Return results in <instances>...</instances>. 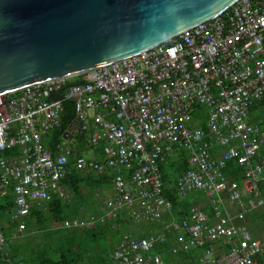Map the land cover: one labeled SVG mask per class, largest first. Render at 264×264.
<instances>
[{"label":"built area","instance_id":"1","mask_svg":"<svg viewBox=\"0 0 264 264\" xmlns=\"http://www.w3.org/2000/svg\"><path fill=\"white\" fill-rule=\"evenodd\" d=\"M80 75L64 91L66 80L47 81L0 96V151L21 149L0 157V194L13 190L17 231L35 204L66 198L70 152L54 156L44 138L70 100L82 130L92 120L99 132L91 144L105 142L103 160L76 155L74 168L112 173L114 191L104 212L62 227L89 229L124 212L135 225L104 264H166L165 253L193 250H202L199 264H264V241L244 222L264 211V126L250 113L264 99V0H238L169 41ZM181 149L187 168L174 193L191 205L180 215L164 194L163 166Z\"/></svg>","mask_w":264,"mask_h":264},{"label":"water","instance_id":"2","mask_svg":"<svg viewBox=\"0 0 264 264\" xmlns=\"http://www.w3.org/2000/svg\"><path fill=\"white\" fill-rule=\"evenodd\" d=\"M237 1L0 0V96L61 85L169 41Z\"/></svg>","mask_w":264,"mask_h":264},{"label":"trees","instance_id":"3","mask_svg":"<svg viewBox=\"0 0 264 264\" xmlns=\"http://www.w3.org/2000/svg\"><path fill=\"white\" fill-rule=\"evenodd\" d=\"M82 81V75H77L73 82L67 79L63 86V91L74 83H81ZM250 113L251 121L264 126V99L254 103L250 108ZM74 120V103L67 100L64 102L61 114V125L44 138L45 144L46 141H49L46 146L52 151L54 156L61 152L65 136L72 127ZM16 129L17 125L13 126L12 131L14 132ZM77 138L80 140V144L84 143L87 139L86 131L78 134ZM98 148L103 152L102 145H99ZM20 152V147L16 146L11 150L2 151V155L17 156ZM74 153L69 157V173L63 183H72L76 194L84 196L89 204V199L95 196L96 190L102 189L107 182L113 184V175L104 177L90 172L82 176L74 168L75 157L76 155H83L82 150ZM180 156L182 164H177L178 168L176 170L179 174H182L187 168L186 152L181 151ZM170 164L163 166L166 181L164 194L172 200L175 210L182 214L185 209L189 208V203L183 202L180 204L174 190L169 189L167 180L170 179V174L168 169L172 165H176L175 163ZM14 199L15 196L12 189H9L5 195L0 194V225L5 236V241L0 243V264H79L82 261V257L90 250L93 251V256L98 254L96 264H103L108 260V252L120 240L122 233L135 231V225L131 222V215L127 212L121 213L115 219H108L105 223H97L89 229L75 228L65 230L60 227L55 228V226H62L65 219L83 214L76 206H73V210L70 211V204L65 205L63 199L55 198L48 202L49 215L43 208L35 204L29 216L25 218L26 228L19 232L17 231L18 223L12 219L15 209ZM95 209L94 212L97 215L103 212L100 209ZM206 210L208 212L211 211L207 207ZM260 215L264 218V212ZM259 235L261 234L259 233ZM14 241H16L15 244ZM104 249L105 252L103 251ZM181 255L185 256V253Z\"/></svg>","mask_w":264,"mask_h":264},{"label":"crops","instance_id":"4","mask_svg":"<svg viewBox=\"0 0 264 264\" xmlns=\"http://www.w3.org/2000/svg\"><path fill=\"white\" fill-rule=\"evenodd\" d=\"M88 124L90 125L89 127V131L86 132V136L87 139L84 141V143L82 142L80 144V140L77 138V135L82 133V124H80L78 122V120H74L72 127L70 128V130L68 131V134L65 136L64 142L61 146V151L63 152H70V155H72L75 151L77 152L78 150H82V154H88L91 158L97 159V160H103L104 159V153L102 152V150H99L98 146L102 145L103 148V144L105 143L104 141H99L97 144H91L90 139L92 137L93 134L95 133H99L98 130H96V128L94 127L92 120H89ZM49 141H46V144H48ZM98 148V149H97ZM181 151H185L183 149L178 150L175 154H178V161L174 162L175 159V154H172L170 156V160L169 162L166 164V166H168V164L175 163L176 165H172V167H170L168 169V173L170 174V179L167 180L168 182V186L169 189H173V183H174V178L177 175H180L179 172L176 170V168H178L177 164H182L181 161V156H180V152ZM186 152V159L188 156V152ZM75 154V153H74ZM5 155H2V151H0V157H3ZM170 164V165H171ZM172 173V175H171ZM82 175V174H81ZM112 175V173L108 172L104 177H108ZM85 176V175H82ZM63 188L66 192V198L68 197V193L69 191L72 192L71 197L68 198V200L63 199L65 205H69L70 204V211L73 210V206H76V208L80 209L81 212L83 213L82 215H78V216H74V217H84L90 213H95L94 210H96L95 208L100 209V211L102 210L103 212L106 210V198L109 197L113 191H114V184H109L108 182L106 183V185L99 190L95 191V196L92 197L91 199H89V204L87 203L88 201H86V198L84 196H78L76 194V191L73 189V185L72 183H63ZM205 200V199H204ZM204 200H200V202L198 203L199 206L201 207H207L209 208L210 206H208V203H205ZM76 204V205H75ZM104 205V206H102ZM190 203H189V207H190ZM41 208H43V210L45 212L48 213V215L50 214V210L48 207V203H44L43 205L40 206ZM45 209H48L47 211ZM86 210V211H85ZM230 210L232 211V213L234 211H236L235 208L230 207ZM262 210H258L256 212H251L247 215L246 220L244 221L248 227L251 228L254 236L262 239L264 241V218L260 215L262 214ZM181 215V213H179ZM72 218V217H71ZM63 228L62 226H55V228ZM257 232V234H256ZM259 233L261 235H259ZM16 241H14L15 244ZM195 251H199L200 255L202 253V250H193L192 252H189L188 254H185V256H182L180 254L174 255L170 252H167L165 254L171 255L168 259H164L166 264H199V257L196 256L194 254ZM164 254V255H165ZM163 255V258H164ZM104 264V263H103Z\"/></svg>","mask_w":264,"mask_h":264},{"label":"rangeland","instance_id":"5","mask_svg":"<svg viewBox=\"0 0 264 264\" xmlns=\"http://www.w3.org/2000/svg\"><path fill=\"white\" fill-rule=\"evenodd\" d=\"M76 76H77V75H75V76H70V77H68L67 79H68L69 81L73 82V81H75ZM67 79H66V80H67ZM85 156L90 157L88 154H85ZM171 175H172V173H171ZM71 194H72V192L69 191V193H68V197L66 198V200H68V198L71 197ZM45 210L47 211L48 209H45ZM85 211H86V210H85ZM48 213H49V211H48ZM90 214H95V213H90ZM88 215H89V214H88ZM54 226H55V224H54ZM65 230H66V229H65ZM16 235H18V234H16ZM103 251L105 252V249H104ZM90 252H92V253H90ZM90 252L86 253V254L82 257V261H81L79 264H96V259H97L98 254H96L95 256H93V255H94V254H93V251L90 250ZM92 254H93V255H92ZM194 254H195L196 256H198V257L200 256V252H199V251H195ZM170 256H171V255L165 254V255H164V259H168ZM94 257H95V258H94ZM97 261H98V260H97Z\"/></svg>","mask_w":264,"mask_h":264}]
</instances>
